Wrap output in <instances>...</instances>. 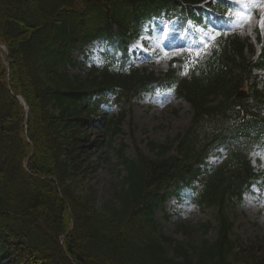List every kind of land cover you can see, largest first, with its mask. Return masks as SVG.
I'll return each instance as SVG.
<instances>
[{"label":"trees","instance_id":"trees-1","mask_svg":"<svg viewBox=\"0 0 264 264\" xmlns=\"http://www.w3.org/2000/svg\"><path fill=\"white\" fill-rule=\"evenodd\" d=\"M203 1L0 0L10 66L8 81L0 51V264H264V245L236 237L231 215L264 180L251 159L264 151V88L255 74L264 71V47L254 60L240 38L224 40L190 79L172 67L161 76L139 70L127 65V55L120 62L111 53L86 76L68 69L75 46L98 40L126 52L152 16L196 18L193 4ZM161 84L178 85L193 109L191 126L174 141L148 143L152 155L131 157L126 143L108 144L121 179L99 205L88 184L98 165L92 150L101 147L95 135L113 137L124 118L105 122L103 107L122 108ZM241 88L248 92L238 98ZM16 95L29 107L30 142ZM203 124L210 128L200 130ZM220 150L223 161L210 165ZM186 188L193 192L188 200L214 209L216 225L209 220L193 231L181 223L187 240L179 241L162 233L156 212Z\"/></svg>","mask_w":264,"mask_h":264},{"label":"rangeland","instance_id":"rangeland-1","mask_svg":"<svg viewBox=\"0 0 264 264\" xmlns=\"http://www.w3.org/2000/svg\"><path fill=\"white\" fill-rule=\"evenodd\" d=\"M257 1L260 0H235L233 13L243 17L247 15L249 18L243 23L235 18L229 26L222 29L228 35L236 33L243 39L248 40V43L254 46V53L247 54L253 58L259 55L261 45L264 43V21H262L264 6L261 10L256 11L260 13V16H256L254 20L252 14L256 12L249 10L246 13V7H251ZM235 27L239 28V30L234 31ZM193 28V25L190 24L184 31H179L176 28L175 22L155 19L150 24L151 32H147L148 27L146 25L143 31L147 32V34L144 33L132 46V51L135 52L133 55L135 64L139 68L153 70L160 75L167 71L171 64V59L180 55L185 48L193 47L197 52L201 41H204V45L210 46L211 39L216 35L210 34L209 30L198 28L202 39L196 40L193 37ZM219 30L217 29L216 31ZM185 36L186 40H184ZM182 43L184 45H181ZM98 49L97 45L90 47L86 45L83 49L76 48L73 52V59L79 64L72 67L71 72L80 75L87 72L90 61L97 59L98 52H102V50ZM87 55H89V58L85 57ZM259 74V79L261 80L260 86H262L264 73ZM184 75L187 76L188 72L186 71ZM124 109L126 112L121 124L122 132L112 139L110 138V134H108L102 140L105 142L103 145L112 140L115 147L121 142L127 143L129 146L127 151L130 156H136L137 150L150 154L147 147L150 141H173L179 133L185 131L192 120L190 105L178 98L173 92L145 94L142 98L127 103ZM119 112L120 110L114 107L108 111V117L111 118L119 114ZM92 157L97 159L99 152L94 153ZM251 157L255 166L260 170H264V154L256 151L251 154ZM99 160L102 163L91 175L89 185H94L97 189L98 203L101 204L112 196L113 185L118 181V178L117 172L112 171L113 167L110 165V163H116L117 161L113 152L108 157L103 154L99 157ZM218 161L220 160H217L215 156L211 158V162L215 164ZM165 206L170 217L166 219L163 216L162 210L157 214L162 232L166 236H173L175 239L181 241H186L187 238L177 232V224L179 222L197 227L199 223L210 220L214 214L212 209H199L195 205H190L186 202L181 203L175 197H172ZM233 214L236 218L235 236L249 245L255 242V240H261V245H264V193L261 194L257 186L254 187L252 193H247L243 201L236 205ZM212 235L213 233H209L208 237ZM198 236L200 237V232L198 234L195 233V238H198ZM237 264L244 263L238 260Z\"/></svg>","mask_w":264,"mask_h":264},{"label":"snow or ice","instance_id":"snow-or-ice-1","mask_svg":"<svg viewBox=\"0 0 264 264\" xmlns=\"http://www.w3.org/2000/svg\"><path fill=\"white\" fill-rule=\"evenodd\" d=\"M262 2H264V0H262ZM236 15H238V14H235V15H234V18H235ZM248 18H249V17H248L247 15L244 16V17L242 18V20H241V23H243L244 21H246ZM262 21H264V17H262Z\"/></svg>","mask_w":264,"mask_h":264}]
</instances>
